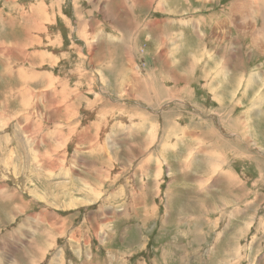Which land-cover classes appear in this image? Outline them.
<instances>
[{
  "label": "rangeland",
  "instance_id": "obj_1",
  "mask_svg": "<svg viewBox=\"0 0 264 264\" xmlns=\"http://www.w3.org/2000/svg\"><path fill=\"white\" fill-rule=\"evenodd\" d=\"M263 5L0 0V264H264Z\"/></svg>",
  "mask_w": 264,
  "mask_h": 264
},
{
  "label": "bare ground",
  "instance_id": "obj_2",
  "mask_svg": "<svg viewBox=\"0 0 264 264\" xmlns=\"http://www.w3.org/2000/svg\"><path fill=\"white\" fill-rule=\"evenodd\" d=\"M203 1V0H202ZM260 3V2H259ZM244 4V3H243ZM261 4V3H260ZM235 5V4H234ZM236 5H237V9H236V12H239L241 9H243V8H240V3L239 2H237L236 3ZM243 6H245V5H243ZM259 7V6H258ZM262 8V7H261ZM263 8H264V5H263ZM258 9H260V7L258 8ZM259 11V10H258ZM179 18V17H178ZM263 19H264V17H263ZM171 21V20H170ZM169 22V21H168ZM173 22V21H172ZM264 24V23H263ZM253 25H255V23L253 24ZM259 29H261V32H264V28H258V30ZM254 30H255V28L254 27H252L251 28V30L250 31H248V32H245V33H243L244 34V36H247V34H250L251 32H253L252 33V35L251 36H253V34H254ZM176 31V30H175ZM178 32V31H177ZM197 32V31H196ZM228 34H229V32H228ZM200 35V34H199ZM224 35H226V34H224ZM239 35H242V34H239ZM171 37V36H170ZM226 39H227V36H224ZM202 39V38H201ZM227 46H229V44L227 45ZM180 47V46H179ZM213 47V46H212ZM260 48H262V49H264V47L263 46H260ZM175 49V48H174ZM178 49V48H177ZM216 49V48H215ZM259 50V49H258ZM193 53V52H192ZM205 53V52H204ZM172 54H173V52H172ZM195 54V53H194ZM201 54V53H200ZM203 54V53H202ZM205 54H207V53H205ZM175 55H177V54H175ZM173 56V55H172ZM200 56V55H199ZM208 56V55H207ZM204 57V56H203ZM206 57V56H205ZM194 58V57H193ZM209 58H211V57H209ZM209 58H208V60H209ZM196 59V58H195ZM173 61V60H172ZM193 61V60H192ZM194 62H196V61H194ZM224 62V61H223ZM228 62V61H227ZM169 63V62H168ZM198 63V62H197ZM204 63V62H203ZM224 64V63H223ZM227 64V63H226ZM226 64H225V66H226ZM192 65L193 64H191V66L190 67H192ZM208 66V65H207ZM224 66V67H225ZM220 67V66H219ZM204 68V67H203ZM222 68V67H221ZM244 68V67H243ZM213 69V68H212ZM216 69V68H215ZM205 70V69H204ZM222 69H219L218 70V72L216 71L215 72V74L216 73H219L220 71H221ZM253 70V69H252ZM211 72V71H210ZM172 73H173V71H172ZM206 73H209V72H206ZM251 73V72H250ZM257 73V74H256ZM241 74H244V72H242ZM175 75V74H174ZM249 75V74H248ZM258 75V72L256 71V72H252L251 74H250V77L248 78V81H250V80H252V78H254V77H256ZM205 76V75H204ZM215 76V75H214ZM222 76V75H221ZM176 77V76H175ZM207 78V77H206ZM240 79H241V82L243 81V80H245V78H243L242 76L240 77ZM181 80V79H180ZM183 81H184V79H183ZM253 81H255V80H253ZM258 81V80H257ZM176 82V81H175ZM209 82V81H208ZM212 82V81H211ZM240 82V83H241ZM177 83V82H176ZM243 83H244V81H243ZM249 84V83H248ZM253 85V84H252ZM207 87V86H206ZM209 87H211V85L209 86ZM251 87V86H250ZM216 90V89H215ZM216 94V93H215ZM157 97V96H156ZM259 97V96H258ZM221 98V97H220ZM223 99V98H222ZM221 99V100H222ZM260 101V100H259ZM60 144H61V142H60ZM33 182V181H32ZM64 187V186H63ZM17 206V205H16ZM21 208V207H20ZM21 212V211H20ZM12 213H13V211H12ZM11 215V214H10ZM98 219V218H97ZM78 233V232H77ZM76 237V236H75ZM90 239V238H89ZM49 240V239H48ZM91 240V239H90ZM51 241V240H50ZM88 241V240H87ZM49 243V242H48ZM46 248V247H45ZM34 261V260H33ZM32 261V262H33ZM34 264V263H33Z\"/></svg>",
  "mask_w": 264,
  "mask_h": 264
}]
</instances>
